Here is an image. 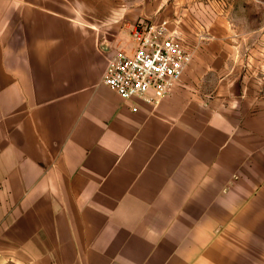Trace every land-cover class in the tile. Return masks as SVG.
<instances>
[{
	"label": "crops",
	"instance_id": "1",
	"mask_svg": "<svg viewBox=\"0 0 264 264\" xmlns=\"http://www.w3.org/2000/svg\"><path fill=\"white\" fill-rule=\"evenodd\" d=\"M162 21L192 61L160 104L122 98L109 60ZM0 264H264V23L231 0H0Z\"/></svg>",
	"mask_w": 264,
	"mask_h": 264
},
{
	"label": "built area",
	"instance_id": "2",
	"mask_svg": "<svg viewBox=\"0 0 264 264\" xmlns=\"http://www.w3.org/2000/svg\"><path fill=\"white\" fill-rule=\"evenodd\" d=\"M132 52L119 50L108 62L104 83L124 99L158 105L181 79L193 54L175 40L168 22L146 24Z\"/></svg>",
	"mask_w": 264,
	"mask_h": 264
},
{
	"label": "rangeland",
	"instance_id": "3",
	"mask_svg": "<svg viewBox=\"0 0 264 264\" xmlns=\"http://www.w3.org/2000/svg\"><path fill=\"white\" fill-rule=\"evenodd\" d=\"M231 3L237 7L239 13H250L254 28L264 23V0L263 2H258L256 0H251L249 2H245V0H231ZM243 16L246 18L250 17L248 15Z\"/></svg>",
	"mask_w": 264,
	"mask_h": 264
}]
</instances>
